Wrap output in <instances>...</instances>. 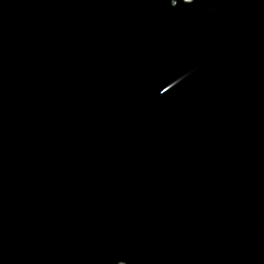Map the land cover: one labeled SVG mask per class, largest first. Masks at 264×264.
I'll list each match as a JSON object with an SVG mask.
<instances>
[{
  "label": "water",
  "instance_id": "95a60500",
  "mask_svg": "<svg viewBox=\"0 0 264 264\" xmlns=\"http://www.w3.org/2000/svg\"><path fill=\"white\" fill-rule=\"evenodd\" d=\"M0 264H264V0H0Z\"/></svg>",
  "mask_w": 264,
  "mask_h": 264
}]
</instances>
